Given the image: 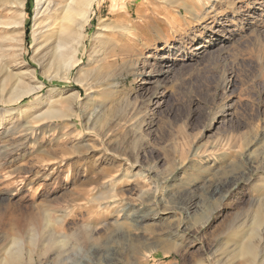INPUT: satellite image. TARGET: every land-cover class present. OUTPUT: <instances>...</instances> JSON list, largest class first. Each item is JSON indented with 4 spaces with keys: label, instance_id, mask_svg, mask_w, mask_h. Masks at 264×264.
<instances>
[{
    "label": "rangeland",
    "instance_id": "1",
    "mask_svg": "<svg viewBox=\"0 0 264 264\" xmlns=\"http://www.w3.org/2000/svg\"><path fill=\"white\" fill-rule=\"evenodd\" d=\"M36 13L0 0L1 73L44 83L12 101L36 82L0 73V264H264V0H98L67 78ZM104 22L99 110L75 77Z\"/></svg>",
    "mask_w": 264,
    "mask_h": 264
},
{
    "label": "bare ground",
    "instance_id": "2",
    "mask_svg": "<svg viewBox=\"0 0 264 264\" xmlns=\"http://www.w3.org/2000/svg\"><path fill=\"white\" fill-rule=\"evenodd\" d=\"M97 1L98 0H36V19L40 21L38 22V30H35L34 35L35 40L41 38V58L38 60L35 59V61L43 69V75L53 67L62 71V78H67L71 75L76 66L77 57L81 53V46L85 39L86 26L92 18ZM23 10L24 2L21 3L20 8L15 10V13L22 14V17H25ZM12 22L14 24L13 28L16 30L23 27V22H19L18 18L13 19ZM104 31L114 32L117 36H121L125 34L126 27L119 23L111 26L104 22L103 25L99 27L95 37L96 43L90 56L89 64L94 63L95 66L92 68H87L86 66L80 68L75 77L77 83L86 87L88 91L87 101L92 102L94 109L99 110H101L105 104L102 98L110 96L118 87L117 79L113 76L111 69H107V66L110 68L108 59L111 56L110 50L112 47L114 48V38ZM38 34H40L39 38ZM182 53L185 55L188 52L184 49ZM179 55L181 56L180 53L178 56ZM2 67V63H0V68ZM19 74V77H17L18 74H13L11 71H6L5 74L1 73V84H4L8 79L12 78H16L18 83H23L25 75L28 74L32 78V81L36 82V85H23L19 91L13 93L14 95L11 98L12 101L17 97L20 98L39 91L44 86V83L37 78V69L35 67ZM59 75H61V73ZM77 97L78 95L76 94L75 98ZM70 98L69 96H61L60 101L68 102ZM34 103L37 104L38 101ZM54 113L60 112L55 110ZM234 252L237 255L243 256L249 263H253L258 258L257 248L252 244H244L242 242L236 250L234 249Z\"/></svg>",
    "mask_w": 264,
    "mask_h": 264
}]
</instances>
